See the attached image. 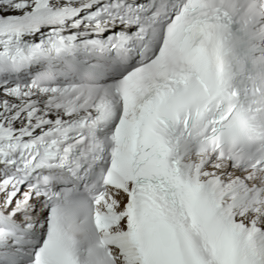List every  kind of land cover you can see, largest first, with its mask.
Segmentation results:
<instances>
[{"label": "snow or ice", "instance_id": "1", "mask_svg": "<svg viewBox=\"0 0 264 264\" xmlns=\"http://www.w3.org/2000/svg\"><path fill=\"white\" fill-rule=\"evenodd\" d=\"M0 264H264V0H0Z\"/></svg>", "mask_w": 264, "mask_h": 264}]
</instances>
